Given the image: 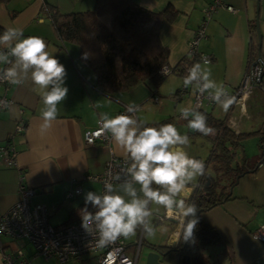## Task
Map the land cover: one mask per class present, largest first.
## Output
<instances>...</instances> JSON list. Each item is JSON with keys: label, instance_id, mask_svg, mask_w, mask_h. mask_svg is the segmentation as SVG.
Segmentation results:
<instances>
[{"label": "crops", "instance_id": "obj_1", "mask_svg": "<svg viewBox=\"0 0 264 264\" xmlns=\"http://www.w3.org/2000/svg\"><path fill=\"white\" fill-rule=\"evenodd\" d=\"M132 1L154 11H159L171 3L179 11L172 22L163 21L159 31L161 43L169 50V66L175 65L188 54V43L203 21L204 10L211 2ZM222 2L233 6L235 11L219 6L211 12L206 22L205 34L198 44L199 51L210 56V62L197 60L195 63L210 70L211 78L230 95L235 96L236 88L242 83L251 63L257 59L258 51L264 60V0ZM45 3L55 5L58 9L63 6L60 0H0V28L5 30L16 27L23 30L25 37H42L47 45L46 51L65 66V85L69 89L66 99L58 105L57 119L45 129L41 118L43 103L40 90L31 80L20 85H0V95L14 100V104L0 110V214L19 200V186L24 185L34 189L30 197L31 204L45 205L48 222L54 227H60L81 219L79 210L84 207V194L87 191L101 192L100 183L85 176L100 174L111 155L127 158L125 149L111 139L109 143L102 140L93 144L85 143L84 130L97 125L100 113L106 112L113 117L123 106L135 104L140 109L135 114L136 117L148 125L150 121L146 113L149 110L157 113L154 104H162L159 90L161 87L175 88L173 95L183 103L180 109L195 107L198 91L190 86L178 92L183 85V76L172 72L157 87L151 88L145 83H138L127 91L109 96L102 94L95 86L92 71L79 60L78 46L72 42L61 41L49 16L41 13ZM64 5L66 6L65 3ZM72 10L74 9L67 11ZM256 17L261 36L259 49ZM103 20L109 24L108 16H104ZM250 24H253L254 33ZM0 50L6 49L0 45ZM258 63L264 67L262 61ZM3 67L6 66L0 65V68ZM186 93L188 96L183 100ZM200 108L226 120L236 132L259 131L257 135L243 142V154L249 162L259 160L264 154L259 147L260 136H264V74L259 85H253L251 91L240 100L236 98V102L227 112L219 105L209 103L205 97L201 99ZM178 121L188 129V122L180 118V113ZM18 122L25 123L20 131L16 130ZM155 123L158 122L153 121L150 125ZM7 147L14 151L13 162L10 164L3 159V149ZM239 156L238 151L237 157ZM250 170L244 172L232 186V199L200 213L201 220L214 227L222 239L218 243L207 245L201 251L208 264H264V243L252 236V232L264 223V158L255 170ZM73 183L80 185L81 192L67 197ZM89 210L92 211L90 205ZM160 216L159 214L157 221L163 222L170 230L165 240L154 239L152 236L145 240L143 235L139 252L146 254L150 250L144 244L177 246L178 243L172 242L176 238L174 233L178 224L172 219L161 220ZM139 231L142 230L127 238L123 237L126 248L135 245L139 239ZM0 241L5 252L18 248L24 264H77L72 259L59 262L53 256L44 258L25 237L1 235ZM91 261L92 256H85L83 264H91ZM0 264H4L2 252Z\"/></svg>", "mask_w": 264, "mask_h": 264}, {"label": "clouds", "instance_id": "obj_2", "mask_svg": "<svg viewBox=\"0 0 264 264\" xmlns=\"http://www.w3.org/2000/svg\"><path fill=\"white\" fill-rule=\"evenodd\" d=\"M0 81L20 85L31 80L40 90L43 107L41 118L46 129L58 117V105L69 89L65 85V66L48 51L46 42L39 36H24L23 30L8 27L0 35ZM84 59L88 53H84ZM166 76L167 70L161 69ZM193 86L200 95L207 93L211 101L227 112L236 102L222 85L211 78V71L200 63L187 69L183 87ZM0 106L7 107L4 102ZM139 106L129 104L127 114L110 117L100 113L99 130L93 135L111 134V140L125 149L127 158L120 171L106 181L102 192L87 191L84 207L79 210L81 227L96 242L98 248L107 247L118 238L135 235L142 230L147 236H155L157 228L153 217L160 209L178 224L172 243L195 242L194 232L199 223L198 207L191 202L190 194L197 188V179L206 173L205 162L185 151L188 135H182L175 124L159 127L147 126L136 113ZM180 118L188 122L192 132L204 136L214 129L207 124V116L197 107L183 108ZM89 205L92 211L89 210ZM153 205L157 208L153 211Z\"/></svg>", "mask_w": 264, "mask_h": 264}, {"label": "trees", "instance_id": "obj_3", "mask_svg": "<svg viewBox=\"0 0 264 264\" xmlns=\"http://www.w3.org/2000/svg\"><path fill=\"white\" fill-rule=\"evenodd\" d=\"M42 12L49 16L61 41L78 46L79 60L92 71L95 86L102 94L109 96L127 91L138 83L157 87L165 78L159 70L163 65H169V50L161 43L159 31L163 21L172 22L179 13L171 3L154 11L132 0H95L92 9L69 12H62L57 6L45 3ZM104 16H108L109 24L103 20ZM250 29L254 33L253 24H250ZM4 31L0 28V35ZM84 53H88L87 59L82 58ZM196 61V56L187 54L170 68L184 78L187 69ZM184 89L182 85L177 91ZM198 109L206 114L207 124L214 132L207 136L188 132L211 142L209 154L203 159L206 173L199 177V186L190 194L191 202H195L199 210L195 242L181 240L175 249L169 245H150L165 252L166 258L173 262L185 256L191 264H208L201 251L222 239L214 227L201 220L200 213L232 199L234 195L229 189L234 185L236 175L249 169L255 170L264 154L255 162L247 161L243 154V142L259 131L236 132L226 120L200 107ZM165 123H171L170 119L152 125L159 127ZM259 147L264 153V136H260ZM238 151H241L239 157ZM195 158L201 159L198 156Z\"/></svg>", "mask_w": 264, "mask_h": 264}, {"label": "built area", "instance_id": "obj_4", "mask_svg": "<svg viewBox=\"0 0 264 264\" xmlns=\"http://www.w3.org/2000/svg\"><path fill=\"white\" fill-rule=\"evenodd\" d=\"M223 6L229 11L234 12L235 9L231 5L223 4L222 0H211L207 8L204 10L205 17L195 30L194 36L188 43V54L196 56L197 60L208 63L210 56L202 53L198 49L200 38L205 34V26L207 19L211 12L217 7ZM161 69L167 70V73H172L169 65H163ZM167 74V75H168ZM262 74H264V67L253 61L244 75L242 83L236 88L234 94L237 100H240L246 93L251 91L253 85H259ZM162 75V74H161ZM164 76V75H163ZM9 83L0 81V85L7 86ZM207 98L209 103L211 101L207 94L196 95L194 106L199 108L201 99ZM0 102H4L7 107L14 104V100L0 95ZM0 106V110L7 108ZM127 106L117 113L127 114ZM23 122H18L16 130L20 131L24 127ZM147 126L154 127L148 124ZM99 123L94 128L86 129L83 133L85 143L93 144L97 140H102L107 143L110 142L111 134H102L100 136L93 135L99 130ZM14 151L9 147L3 149V159L7 164L13 162ZM126 158L116 157L111 155L105 162L103 170L97 175H86L85 178L92 179L100 183L101 192L106 181L117 183L111 179V176L120 171V167L124 164ZM81 192L80 185L73 183L72 187L67 192L66 196L71 197ZM20 198L8 210L0 214V236L7 235L9 237H25L35 248L36 252L44 258L55 257L59 262L67 260H75L77 264H83L85 256H92V264H137L139 255L141 238L135 243L132 253L126 252V245L123 237L117 239L113 244L107 247L98 248L95 240L88 235L81 227V219L66 223L60 227H54L48 222V211L43 204H31L30 197L34 193V189L24 185L19 186ZM161 220H169L165 210L160 216ZM252 236L264 243V223L260 224L253 232ZM0 252H2L4 264H24V260L20 258L21 251L16 248L14 251H3L0 241Z\"/></svg>", "mask_w": 264, "mask_h": 264}, {"label": "rangeland", "instance_id": "obj_5", "mask_svg": "<svg viewBox=\"0 0 264 264\" xmlns=\"http://www.w3.org/2000/svg\"><path fill=\"white\" fill-rule=\"evenodd\" d=\"M60 1L63 2L62 8L59 7V10L62 12L67 11L69 9H74L73 11L92 9L94 6V2H95V0H60ZM64 3L66 4V6L64 5ZM73 3L75 4L73 5ZM66 7L67 8L69 7V9H66ZM159 90L161 91L160 95L162 99V104L160 105L161 102L154 104L156 109L158 110L157 113L151 110H149L146 113L149 119L148 121H150L149 123L151 124L153 121L160 122L164 119H170L171 123L176 125L178 131L182 135H188L189 144L185 146V149L188 152V154L190 156H198L202 160L205 159L209 154V150L211 148V142L203 137L188 134L187 133L188 131L185 128V126L179 123L178 115L180 113L179 111L181 110L180 108L183 106V103L181 102V100L176 99L175 96L173 95L175 88H173V86H170V87L163 86ZM187 96H188V93L185 94L183 100ZM239 153L241 155V151H239ZM152 207H153V211H155V209L157 208L156 205H153ZM159 214L160 215L163 214L162 208L160 209ZM154 218H156L154 224L157 228V232H156V235L152 237H155L154 239H160L161 241H164L166 235L169 233L170 230L165 226L163 222L162 223L158 222L157 217H153V220ZM138 234L140 238H142V236L144 235L145 240L149 239L150 237V236H147L142 231L141 232L139 231ZM134 247L135 245L133 244L130 247L126 248V252L132 253L134 250ZM145 256L146 254L139 252L137 264H144ZM84 264H87V262H85Z\"/></svg>", "mask_w": 264, "mask_h": 264}, {"label": "water", "instance_id": "obj_6", "mask_svg": "<svg viewBox=\"0 0 264 264\" xmlns=\"http://www.w3.org/2000/svg\"><path fill=\"white\" fill-rule=\"evenodd\" d=\"M255 25H256V33H257L258 49H259L260 45H261V36H260V33H259L258 24H257V17H256ZM256 61H258V62L262 61V63H264V60H262L261 56L259 55V51H258V56H257ZM187 131L188 132H192L189 128L187 129ZM246 171H251V170L249 169V170H246ZM243 173L244 172L237 174L236 177H235L234 182H237L238 178ZM231 188H232V186H230L229 191H231ZM144 246L150 248V250L146 253L144 264H191L190 259L188 257L182 256V257H179V259L176 262H173V261L168 260L166 258V253L165 252H162L161 250L156 249L155 247H153L150 244H144ZM173 249H175V247Z\"/></svg>", "mask_w": 264, "mask_h": 264}]
</instances>
